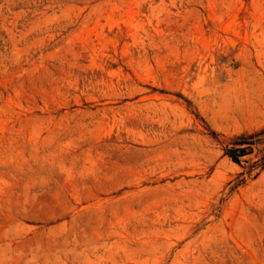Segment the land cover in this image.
I'll list each match as a JSON object with an SVG mask.
<instances>
[{
    "label": "rangeland",
    "instance_id": "rangeland-1",
    "mask_svg": "<svg viewBox=\"0 0 264 264\" xmlns=\"http://www.w3.org/2000/svg\"><path fill=\"white\" fill-rule=\"evenodd\" d=\"M0 264H264V0H0Z\"/></svg>",
    "mask_w": 264,
    "mask_h": 264
},
{
    "label": "trees",
    "instance_id": "trees-1",
    "mask_svg": "<svg viewBox=\"0 0 264 264\" xmlns=\"http://www.w3.org/2000/svg\"><path fill=\"white\" fill-rule=\"evenodd\" d=\"M256 135H251V136H243L241 139L243 140V142H249L251 139H253L254 137H255ZM243 144H245V143H243ZM249 144H252V143H249ZM240 150H243V149H239V150H237V151H240ZM231 155H230V158L234 161V162H236V163H239L240 164V161H239V159H238V157L237 156H235V155H233V153H230Z\"/></svg>",
    "mask_w": 264,
    "mask_h": 264
}]
</instances>
